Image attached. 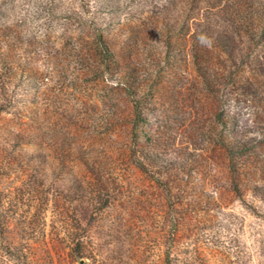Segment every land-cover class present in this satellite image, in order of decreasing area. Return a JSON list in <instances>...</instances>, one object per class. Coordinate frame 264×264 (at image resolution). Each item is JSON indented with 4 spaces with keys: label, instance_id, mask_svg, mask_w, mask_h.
Masks as SVG:
<instances>
[{
    "label": "trees",
    "instance_id": "1",
    "mask_svg": "<svg viewBox=\"0 0 264 264\" xmlns=\"http://www.w3.org/2000/svg\"><path fill=\"white\" fill-rule=\"evenodd\" d=\"M30 1L49 32H24L0 0V264H73L80 248L47 239V211L65 227L83 193L106 205L127 173L162 189L176 235L191 188L156 152L146 113L176 100L184 73L210 101L208 144L233 191L264 196V140L215 109L228 89L264 108V0ZM75 162L83 174L66 178ZM163 264L179 263L167 250Z\"/></svg>",
    "mask_w": 264,
    "mask_h": 264
},
{
    "label": "rangeland",
    "instance_id": "2",
    "mask_svg": "<svg viewBox=\"0 0 264 264\" xmlns=\"http://www.w3.org/2000/svg\"><path fill=\"white\" fill-rule=\"evenodd\" d=\"M2 1L3 8L18 17L24 32L32 35L38 30L42 34L50 31L44 26L48 22L36 19L30 0ZM162 2L150 0L149 5ZM194 84L192 73H184L175 85L179 89L176 100L146 113L156 152L164 161L175 163L172 172L176 171L191 188L182 204L188 203L191 210L183 216L176 235L175 213L166 209L162 189L147 176L127 173L112 183L114 200L106 205L95 203L83 193L73 202L69 215L72 222L65 227L55 225L49 209L45 233L54 246L77 244V256L85 264H163L167 250L179 264L189 256L193 264H264V196L250 190L233 191L223 169V157L218 149L210 150L208 144L210 101L197 100ZM215 109H228L240 127L249 129L247 135L264 140L263 107L228 89L219 93ZM29 149L38 150L35 146ZM188 154L201 156L189 158ZM195 163L200 169L194 168ZM71 173L81 176L82 165L75 162L68 167L66 178ZM160 178L165 181V174ZM258 184L264 185V181ZM174 187L170 186L172 194ZM73 264H77L76 259Z\"/></svg>",
    "mask_w": 264,
    "mask_h": 264
},
{
    "label": "water",
    "instance_id": "3",
    "mask_svg": "<svg viewBox=\"0 0 264 264\" xmlns=\"http://www.w3.org/2000/svg\"><path fill=\"white\" fill-rule=\"evenodd\" d=\"M76 262H77V264H85V260L81 257H78V256L76 257Z\"/></svg>",
    "mask_w": 264,
    "mask_h": 264
}]
</instances>
